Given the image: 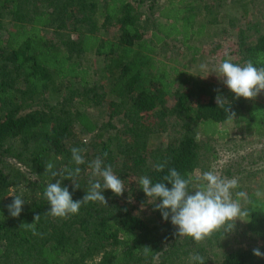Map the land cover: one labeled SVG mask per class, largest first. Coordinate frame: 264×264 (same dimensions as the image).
<instances>
[{
	"label": "trees",
	"instance_id": "trees-1",
	"mask_svg": "<svg viewBox=\"0 0 264 264\" xmlns=\"http://www.w3.org/2000/svg\"><path fill=\"white\" fill-rule=\"evenodd\" d=\"M196 2L152 0L151 13H146L145 0H0V264H87L94 258L97 264H190L191 254L203 256L205 264H264V257L252 253L257 247L264 253V175L260 190L249 192L251 203L246 205V226L256 236L254 244L228 250L218 259L204 252L202 242L177 237V228L155 207L153 216H143L130 200L150 202L137 183L141 176L155 183L172 168L194 176L201 133H223L229 121L246 130H264V102L237 99L228 88L201 82L186 68L156 57L160 43L172 39L188 44L216 20L202 17L209 2L202 8ZM236 6L249 10L247 1ZM231 13L227 8L220 15ZM112 27L116 30L110 35ZM241 47L247 61L264 66L257 63L264 56V32ZM63 89L59 103H52L50 95ZM106 94H111L105 104L110 119L103 125L117 117L122 126L105 139L102 126L86 109L101 104ZM217 95L226 99L223 107L217 106ZM38 96L45 99L42 104ZM228 109L234 119H229ZM76 122L88 132L100 127L94 136L101 141H80ZM171 126L176 137L164 146H152L151 135ZM91 146L105 166L133 173L136 181L120 196L104 190L107 205L88 202L78 214L46 215L50 205L44 190L49 181L60 179L46 172V165L52 163L54 171L80 167L74 177L80 188L61 180L72 199L80 200L89 188L90 161L76 165L71 149ZM11 157L35 177L15 167ZM165 160L164 170L157 172L154 166ZM20 184L24 186L15 195H22L25 203L20 216L12 217L7 208L14 199L10 193ZM150 199L154 206L160 203ZM36 215L34 235L21 225L33 223Z\"/></svg>",
	"mask_w": 264,
	"mask_h": 264
},
{
	"label": "rangeland",
	"instance_id": "rangeland-1",
	"mask_svg": "<svg viewBox=\"0 0 264 264\" xmlns=\"http://www.w3.org/2000/svg\"><path fill=\"white\" fill-rule=\"evenodd\" d=\"M159 3L165 0H156ZM196 3L203 7V3L209 2V7L205 9L204 16L207 20L209 18H216L214 22L209 24L207 31L199 36H193L188 44L183 43L181 40H167L165 44L160 43L157 46L155 52L157 58L167 60L171 65L186 68L195 77L205 83L212 84L216 88H227L226 85L217 77L212 69L224 59L230 58L233 63L243 64L247 60L242 53V42H251L255 40L259 32H264V0H233L235 5L228 1L224 3V0H196ZM247 1L249 10L244 12V8L239 5L240 2ZM152 0H145L144 10L148 11V6ZM230 4L231 6H227ZM231 9L230 15L221 16V12L226 9ZM234 15V16H233ZM234 18H233V17ZM218 18V19H217ZM116 28H110L109 34L115 33ZM46 34L51 36V33L46 30ZM201 65H206L205 69L201 68ZM18 80V79H16ZM19 86L25 87L23 83H18ZM22 87V88H23ZM65 92L63 89L61 93H54L50 95L52 103H59L57 100H61L62 94ZM111 94H106L101 98V104H95L88 106L86 110L93 114L98 120V126L104 131L103 138H107L110 134L116 132V127H121L122 122L118 121L117 117L112 118L110 125H103L104 122H108L110 116L108 114L107 105L105 104ZM40 96V95H39ZM36 98L37 102L42 104L45 99L43 97ZM176 98L170 100V104H174ZM264 102V92H261L256 98L251 99ZM36 107L39 104L35 103ZM28 110V108H25ZM104 110V113H102ZM75 130L77 137L80 141L89 143L94 137L97 144L101 139H97L94 133L100 128H96L93 132H88L83 129V126L79 123H75ZM226 130L223 133L216 135H204L200 134L202 146H201V158L200 165L194 171V176L200 172L214 170L222 177L239 179L240 187L235 191H244L249 194L250 191L260 190L262 184V176L264 175V130L258 132L252 129H243L236 122L229 121L223 125ZM176 137L174 126H171L167 130L151 135V144L155 146H164L168 143L170 138ZM86 149V148H85ZM94 150L92 146L82 155L85 161H92L96 157L93 154ZM15 167H20L22 170L28 173L30 176L34 174L24 166V163H19L15 158H10ZM86 172L88 176H91V169L87 166ZM85 172V173H86ZM120 179L124 180L125 190H129L132 183L136 181V176L133 173L120 174L113 171ZM55 180L49 181L55 183ZM24 184H20L17 187H12L10 195L16 194L19 188H22ZM130 200L134 204L135 212L140 215L153 216L154 205L150 202L145 203L140 201L136 197H131ZM246 220V218H245ZM222 233L217 232L202 241L206 246L204 250L211 258H220L222 254L228 250L235 248H246L254 244L256 236L248 230L246 222L237 220L233 231L227 233L225 238L222 239ZM15 264V261H7V264ZM158 262V259H157ZM187 263V262H186ZM18 264H25L20 261ZM87 264H97L94 259L88 261Z\"/></svg>",
	"mask_w": 264,
	"mask_h": 264
},
{
	"label": "clouds",
	"instance_id": "clouds-1",
	"mask_svg": "<svg viewBox=\"0 0 264 264\" xmlns=\"http://www.w3.org/2000/svg\"><path fill=\"white\" fill-rule=\"evenodd\" d=\"M257 63L264 64V56L258 59ZM206 65H201L205 69ZM212 72L223 82L227 88L235 94L237 99H254L261 92H264V66L257 67L251 60L243 64L233 63L230 58L219 62ZM217 106L223 107L224 99L216 96ZM229 112V119H234L235 113ZM86 149L73 147L71 149V159L76 165L85 163L84 153ZM107 157V153H103ZM167 161L157 163L154 167L157 172H162ZM53 164L48 163L46 172H50L53 178L59 176L55 183L49 182L44 190V197L50 205L49 211L45 214L52 217L65 218L70 214H78L82 205L88 202H101L107 205L104 190H111L116 196L123 194L125 190L124 180L120 179L111 165H104L101 157L93 159L88 167L91 169V177L88 181L89 188L82 199L74 201L68 187L61 186V180L69 179L76 189L80 188L75 183L74 177L81 172L80 167L74 170L64 168L53 170ZM138 185L148 198H153L160 203L155 204L156 210L162 214L165 221L170 219L171 224L177 228V237H190L196 243L204 241L214 233L225 235L235 228L237 220L247 222L246 217L250 215L246 207L251 203L248 195L244 191H235L240 187L239 179L236 177L227 178L217 174L214 170L203 171L195 176L188 174L182 176L176 169L169 170V174L164 175L161 181L153 183L148 176H141ZM166 183L171 184V188L166 187ZM260 196L258 192L256 194ZM14 199L7 206L12 217H19L25 200L22 195H11ZM40 215L34 217L31 224H22L21 227L31 229L36 232L35 223ZM147 248V247H145ZM252 253L256 257H264L260 249L253 248ZM190 264H205V258L199 254L189 256Z\"/></svg>",
	"mask_w": 264,
	"mask_h": 264
}]
</instances>
